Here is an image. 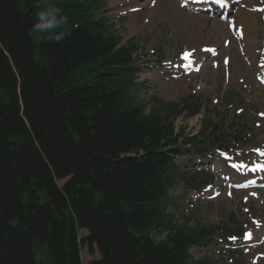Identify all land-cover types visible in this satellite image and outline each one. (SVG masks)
I'll return each instance as SVG.
<instances>
[{
	"label": "trees",
	"instance_id": "1",
	"mask_svg": "<svg viewBox=\"0 0 264 264\" xmlns=\"http://www.w3.org/2000/svg\"><path fill=\"white\" fill-rule=\"evenodd\" d=\"M103 6L0 0V43L13 62L0 48V264H42L45 254L48 264H82L85 244L100 253L92 264H189L188 249L214 229L178 225L166 213L173 158L190 151L186 144L200 148L207 129L176 134V104L148 108L137 98L135 46L117 47ZM45 7L59 8L67 24L35 30ZM79 230L87 235L79 239Z\"/></svg>",
	"mask_w": 264,
	"mask_h": 264
},
{
	"label": "rangeland",
	"instance_id": "2",
	"mask_svg": "<svg viewBox=\"0 0 264 264\" xmlns=\"http://www.w3.org/2000/svg\"><path fill=\"white\" fill-rule=\"evenodd\" d=\"M107 0L106 5L109 9L108 16L113 23V30L117 31L123 41L128 38H134L135 43L142 50V53H148L152 59H156L158 62H163L160 68H157L155 72H143L140 74L139 80L145 79V85L147 90L138 91L140 98L149 99L151 96H156L166 103L168 101H179L186 94L191 93V91L197 92L195 95L204 99L210 100L213 105L216 106L218 111H221L224 107L221 101L222 91L226 88L238 91L243 95L245 102L236 107L242 109L252 122L258 125L261 135L259 136L260 144L264 143V89L258 86L254 80V74L258 70L257 63L254 56L257 55V49L261 48V40L264 39V32L262 27L264 22L261 17H256V42L252 46V53H249V62L245 65L243 62V57L240 55L237 46L234 44L233 40L228 48L223 46V40L231 38L227 35V28L224 24V31L219 39L211 33L202 35L199 38V33H206V30H210V24L212 20L205 22L204 26L195 31L194 35L190 34L189 28L194 26V23H189L187 20L181 19L177 14V3L176 0H164L165 7H168L165 12L160 11L154 16L149 18L144 15L143 18H148V22L145 23L142 19L136 17V13L126 14L121 16L124 9L130 5L135 6L136 0ZM147 0H138L137 4L144 5L140 8L139 12L146 14L149 7L146 5ZM135 4V5H134ZM122 18V19H121ZM136 25L138 27L136 28ZM223 39V40H222ZM208 41L211 46H215L219 51L220 58L227 52L235 53L239 58V63L243 68L239 66L238 62L235 61V65H232L230 60V74L224 75L223 65H219L216 68H212L210 61L206 63L201 72L198 75H194L190 78H179L172 79L169 77L171 71L167 65L172 52L180 51V45L186 43L188 46L196 47L203 46L201 42ZM165 42V43H164ZM164 43V46L162 44ZM157 46L162 47L163 54L161 52L156 53ZM1 47V45H0ZM153 51V52H152ZM2 52L7 60L12 62L10 54L7 53L6 49L2 47ZM157 54L156 56L153 55ZM200 58L202 55L199 56ZM150 58V59H151ZM173 62V61H172ZM169 77V81L165 78ZM216 100V102H214ZM22 103L19 104V116H22ZM236 108H231L229 115L235 113ZM203 113L195 116L194 118L178 117L175 121L177 130L180 127H184L186 132L194 133L199 129L200 119ZM23 118L27 124L30 123L29 119L23 115ZM241 151V150H240ZM251 151L245 149L238 153V155L246 156ZM237 156V155H236ZM221 160L214 158L212 167L216 166ZM226 172V170H224ZM234 174V173H233ZM233 178L239 180L237 175H233ZM62 181H58V185L63 184ZM220 189V195L212 199H205V197L199 198L194 193L190 194L182 186L179 187L175 197L179 200L177 204V209H175L176 217L179 223H182L184 219L187 221L188 227H192L198 224H216L221 221H226L227 217L230 215L234 217L235 222L237 220L242 222V227L248 229L253 234L258 237L261 232L264 231V190L257 191V197H254V193L250 191H233L232 195L229 190L230 188L225 185V182L219 178V173L217 175L216 182L212 186L211 193L214 190ZM189 197L191 198L189 200ZM244 197L247 200H244ZM196 200V201H194ZM188 210V211H186ZM184 217L183 219H180ZM86 230H80L78 233V238L85 236ZM156 240H162L165 238L166 233H152ZM222 247V248H220ZM220 248V250H218ZM256 253L264 254V245L255 250L248 251V248L242 252V255H236L237 258H242V264H264V257H257ZM193 259L192 264H233V256L228 254V252L223 250V246L213 245L207 248L198 250L193 249L190 251ZM99 253L95 247H93L92 252L89 250L87 245L81 246L80 248V259L82 264H91L93 261L99 258ZM49 260L47 255L43 257L42 264H48Z\"/></svg>",
	"mask_w": 264,
	"mask_h": 264
},
{
	"label": "bare ground",
	"instance_id": "3",
	"mask_svg": "<svg viewBox=\"0 0 264 264\" xmlns=\"http://www.w3.org/2000/svg\"><path fill=\"white\" fill-rule=\"evenodd\" d=\"M169 1L170 0H168V2ZM149 2H150V0H147L146 5L149 4ZM151 2L153 5V8L150 11H148V13H146V14L136 13V17H138L139 19H142L144 21L145 20L147 21L151 15H155V14L159 13L160 11L164 10V8H165L164 0H152ZM245 2L247 4L253 3L251 0H245ZM253 4H255V3H253ZM139 6L140 5L137 4V7H139ZM250 6L252 7V5H250ZM241 12L242 13H240V15H237V18H238V21L240 23L244 24V30H243L244 31V38H245V41L247 44V50L249 52V50L251 51L252 44H254V42H255L253 37H254L255 30H256V26H255V22H253V19L256 16V13L246 12V11H241ZM177 13L179 14V16L182 19H187L190 22H194V24H196L197 26H201L204 24L205 21H208V18L204 17V15H193V14H189L186 11L180 10V9L177 10ZM144 15H146L148 18H143ZM137 27H138V25H136V28ZM211 27H212L211 30H207L206 33H204V32L199 33V38L202 37V35H204V34L212 32L215 35V37L217 39H219V37L223 33H225L224 22H222V20H220V19L213 20ZM203 42H205V41H203ZM232 61L235 63V58L232 59ZM236 61H238V63H239V59H236ZM237 67H240V65L236 66V68ZM257 181H260V180H257Z\"/></svg>",
	"mask_w": 264,
	"mask_h": 264
},
{
	"label": "clouds",
	"instance_id": "4",
	"mask_svg": "<svg viewBox=\"0 0 264 264\" xmlns=\"http://www.w3.org/2000/svg\"><path fill=\"white\" fill-rule=\"evenodd\" d=\"M60 9L56 7H45L38 13V20L34 24L35 30L39 32H51L66 25L68 18L60 15ZM59 39V36H57Z\"/></svg>",
	"mask_w": 264,
	"mask_h": 264
},
{
	"label": "snow or ice",
	"instance_id": "5",
	"mask_svg": "<svg viewBox=\"0 0 264 264\" xmlns=\"http://www.w3.org/2000/svg\"><path fill=\"white\" fill-rule=\"evenodd\" d=\"M210 3H214L216 5H219L221 7H224L226 4V0H209ZM254 10H258V11H264V8H259V9H254ZM191 56V53H185L184 54V58L188 59Z\"/></svg>",
	"mask_w": 264,
	"mask_h": 264
}]
</instances>
